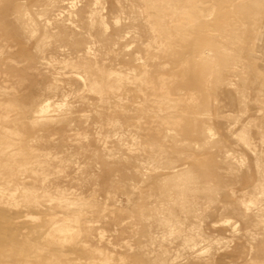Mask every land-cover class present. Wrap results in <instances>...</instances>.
Wrapping results in <instances>:
<instances>
[{
  "label": "rangeland",
  "instance_id": "obj_1",
  "mask_svg": "<svg viewBox=\"0 0 264 264\" xmlns=\"http://www.w3.org/2000/svg\"><path fill=\"white\" fill-rule=\"evenodd\" d=\"M50 1L0 0V123L18 117L20 107L12 101L31 93L20 92L18 83L34 87L43 71L38 61L11 59L19 47L10 32L23 30L17 36H28L29 47L46 43L61 52L59 71L63 53L83 49L93 64L130 73V79L118 96L106 91L109 99L101 104L90 87L76 86L90 102L78 112L84 122L71 121L64 140L53 131L37 141L44 145L50 136L59 143L52 166L44 157L31 163L50 166L54 185L19 174L23 188L16 199L28 210L21 196L32 195L42 207L31 212L44 218L41 210L52 206L56 217L38 227L45 238L24 251L38 244L41 263L60 250L67 264H162L164 256L168 264H264V0H192L156 25L164 36L155 42L153 19L114 15L109 0ZM67 94L51 101L75 99ZM97 111L118 112L122 122L99 121ZM13 123L0 136L6 143L1 153L17 147L19 136H29ZM83 146L90 151L80 152ZM26 153L21 149L20 157ZM9 162L23 169L18 156ZM172 166H178L174 173ZM12 179L0 174V191L12 194ZM59 190L68 202L55 206ZM13 216L5 210L0 221ZM167 218L170 229H204L193 256L181 249L183 233L169 235L162 224ZM25 230L19 238L25 239Z\"/></svg>",
  "mask_w": 264,
  "mask_h": 264
},
{
  "label": "bare ground",
  "instance_id": "obj_2",
  "mask_svg": "<svg viewBox=\"0 0 264 264\" xmlns=\"http://www.w3.org/2000/svg\"><path fill=\"white\" fill-rule=\"evenodd\" d=\"M42 1H44V0H42ZM53 1H55V0H53ZM60 1H63V0H57L55 3L57 4ZM45 2H42V3H45ZM64 2H62V3H64ZM108 2H111L112 4L115 5L114 15H118L121 18L124 15L133 13L136 15L138 14L140 16H142V15L148 16V18L153 19L152 23L149 25L150 28H152L151 32H153L151 34L150 38H151V40H153L155 42V41H159L161 39V36L162 37L164 36L163 30L154 29V28H158V26L156 27V25L163 23L164 22L163 19L166 18L169 14H171V12L176 11L177 9H180L181 7L184 8L186 6V4L192 2V0H109ZM62 3H61V5H62ZM74 3H75V1H74ZM50 5L51 4H49V6ZM70 5L73 6V4H70ZM51 9H52V7H51ZM54 9H56V8H54ZM54 9H53V11H55ZM188 9H189V7H188ZM56 11H58V10L56 9ZM55 12H53V13H55ZM56 14H58V13H56ZM118 16L116 17L117 20H119ZM172 20H173V18H172ZM17 21L19 23V19ZM6 22L7 23L9 22V20L7 18H6ZM98 22H99V20H98ZM12 25H15V24L12 23ZM21 31H23V30H21ZM21 31L16 32V34L10 32V35L12 37H14L13 42L15 41L16 45H18V47H19L16 52L13 51L14 54L11 56V59H14L17 57H22V58H25L27 60H31L32 62L38 61L40 63L39 67H41V69L43 71H40L39 76H40V74H42L41 75L42 77L38 78L34 87H30L29 84H25L22 82L18 83L19 87L21 89L20 92L25 91V89L26 90L31 89V93H30V95H23V96H25V99H23V100H20V98H19V100H16V101L13 100L14 102L12 101V103L14 105L16 104L17 106L20 107V111H19L20 115L18 117L13 118V119H9L4 123L3 122L0 123V125H1L0 126V136H3V135H1L2 132L5 129L10 127V125L8 124L10 122H14L17 126L19 125V129L23 128L20 131V133H22V131H23L24 134L27 133L29 135V136H25L22 138H20V136H19V139H18L19 143H17L18 146L12 148L11 149L12 151L10 153L5 154V153L0 152V174H2V173L8 174L10 176V179H12V177H14V179H12V180L15 182V186H14L15 191L12 194H7V193H4L3 191H0V212H3L5 210H9V211L11 210L12 214L14 215L13 217H11V219L0 221V264H67V262H68V260L66 259L67 254L65 252L60 251V250L58 252H55L58 254V256L57 255L56 256L55 255H49L45 258V261L43 263H41L42 250L38 244L31 245V246H33V248L31 250H28L26 252L24 251L25 247L28 246L29 244H31L33 241H35V240L40 241V240H43L45 238V236H44L45 230L44 229L38 230V227L46 225V223H48L51 220V218L56 217L55 216L56 213H54L52 206L49 207V209H46L48 212H46V210H43V211L41 210V213H44V218H41V216L39 217L38 213H36V212H31L37 208H41L42 203L40 202V200H35V198L32 195H28V194L21 196L22 199L19 197L21 199V202L28 208V210H26V209L24 210V209H21L18 207V204L20 201H17L16 195L19 191V188H23V183L19 180V174H24V173L27 174L28 173V174L35 176L37 183H39L40 185H45V186L54 185V181H51V179L48 177V174H47V170H50L49 169L50 166L47 168L46 167H36L31 163H33V160L36 157H38V158L44 157L47 159L49 164H51V166H52V162L55 160V158H57V156H55V154L52 150L55 147L56 148L59 147L57 145L58 142L55 143L53 140L48 139L50 136L47 138V140H46L47 142L44 145H39L40 143L38 144L37 141L42 139V138H46V135H49V134L51 135V133L53 131L58 132V134L61 136V139L64 140L66 138V133L68 130L67 127L71 123V121L73 123V121L75 119L77 120L78 118L81 119L84 117V115L78 114V112L81 110L82 107L88 106L90 104V102L87 101V99L85 98V96L83 94L81 95L78 93V89L76 86H78V85L80 86L81 84L83 86V84H84V86H88V88L90 87L91 91L93 90V92L98 94V100L100 101V104H101V102H106L109 99L108 96L105 94L106 91H108L107 93L110 92L109 95H112V97L119 95L118 91L121 89L123 84L124 85L126 84L127 79L128 78L130 79V76H129L130 73L126 74L125 72H114L113 70L112 71L111 70H109V71L103 70V68H102L103 66L99 67L96 64H93L91 62V59L88 57V55L84 54L82 52L83 49L82 50L76 49V50L71 51V52L63 53V55L66 56V59L64 58L65 59L64 60L65 65L63 67L64 70L59 71V70H57L58 68L55 64V61L58 59L57 57L61 58V56H59L61 54V52L59 54V51H57L55 48H52L51 45L43 43L44 45L39 44V45L34 46V48L37 49L38 52L33 53V50H32L33 47L27 46L29 41H30V39L27 38L28 36L25 35L27 37L26 38L24 37V39L17 36V35H20V33H22ZM19 40H22L25 43L20 45L19 42H21V41H19ZM71 43H73V42H71ZM35 49H34V51H36ZM89 51L90 50H88V54H89ZM8 55H10V54H8ZM90 55H92V54H90ZM0 62L2 63L3 61L1 60ZM11 62H13V61L11 60ZM15 68L16 67H14L12 69V72L17 74L18 70H16ZM33 73L35 74V72H33ZM14 76H16V78H18V75H14ZM35 78H34V80L36 81ZM18 79H20V78H18ZM104 80H106V82H104ZM142 80L143 79H141V77L140 78L135 77V79H134V81H136L135 83H138V82L144 83V80L143 81ZM142 87H143V85H142ZM140 88H141V86H140ZM137 89H139V87ZM80 90H82V89H80ZM25 93H27V92H23L22 94H25ZM66 93H70L71 95H74L72 97H74L75 99L69 100L68 98H69L70 94L69 95L67 94L68 97L67 96L66 97L68 100H66V101H63L61 103H54L51 101V99L53 97H58V99H59V96L62 97V95L66 94ZM22 94H20V95H22ZM157 94H155V95L158 96ZM171 101H172V99H171ZM164 102H166V99ZM118 105H120V104H118ZM171 106H172V104H171ZM120 109H122V108L120 107ZM96 113L98 115L99 121H102V122L103 121H109L110 123H113V124L114 123L117 124V123L122 122V118L118 112H116L114 115H108L109 113L105 114L104 112H100V111H97ZM93 114L95 115L94 112H93ZM124 116H126V115H124ZM166 117H168V116H166ZM84 120H86V119H84ZM89 121H88V123H89ZM94 123H95V120H94ZM20 126L22 128H20ZM70 126L72 127L73 125H70ZM122 139H123V137H122ZM5 144L6 143L4 142V139L2 137L1 142H0V150L2 148V145L5 146ZM61 147H65L64 151H65V149H67L66 144H64V143L62 144ZM24 148H27V150H29V154L26 153L25 156L20 157L21 149H24ZM88 151H90V150L87 148V146H83L82 149H80V152L87 153ZM17 156L23 162L22 163L23 169L20 168V166H16V164L9 162L10 158L17 157ZM63 159L64 158H61L62 161L60 163L64 162ZM91 166H92V164H91ZM177 168H178V166H172L169 168V170H172V172L174 173L177 171ZM59 169H60L59 172L64 171V169H65L64 165L60 164ZM12 180H10V181H12ZM54 196H55V200L53 201V204L55 206L67 204L68 198H66V192L64 190H59L58 193L54 194ZM22 203H21V205H22ZM22 213H23V215H22ZM30 214H31V217H29V219L24 218ZM81 221H83V219ZM162 224H164V226L169 227V235H173L176 232L177 233H183L185 235V238H186L185 244L183 245V247H181V249L184 252L188 251L187 253L188 254L190 253L193 256L194 251L198 250L197 245H198L199 236L196 237V235H198V234L200 235V234L204 233L205 232L204 229L200 226L196 227V226H193L190 224H188L184 228L174 230V228L172 227L170 229L171 219H168V218H167L166 222L165 223L162 222ZM20 229H22V230L26 229L25 231H28V232H25L27 234V235L25 234L26 236L23 234V236H25L24 237L25 239H21L22 237L21 238L18 237V235L20 233ZM3 232L7 233L11 236V239L9 241L4 240L2 238V236L6 237L3 234ZM208 237H209V235H208ZM164 240H167V238H164ZM199 240H201V239H199ZM2 241H4L3 245H1ZM5 246H8V247L5 248ZM80 250H81V252H84L83 249H80ZM167 250H168V248L166 249V251ZM36 253H38L39 255H36ZM190 254H189V256H190ZM17 256H18V258H17ZM197 256L198 255L196 254V257ZM167 258L168 257L164 256L162 264H168Z\"/></svg>",
  "mask_w": 264,
  "mask_h": 264
}]
</instances>
